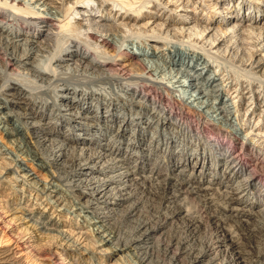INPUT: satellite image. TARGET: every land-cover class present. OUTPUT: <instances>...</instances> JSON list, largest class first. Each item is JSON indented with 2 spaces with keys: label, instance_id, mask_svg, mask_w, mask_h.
Returning <instances> with one entry per match:
<instances>
[{
  "label": "bare ground",
  "instance_id": "1",
  "mask_svg": "<svg viewBox=\"0 0 264 264\" xmlns=\"http://www.w3.org/2000/svg\"><path fill=\"white\" fill-rule=\"evenodd\" d=\"M0 21L11 25L0 27V130L13 146L0 148V264H264L263 242L252 243L258 234L244 229L242 242L231 227V217L244 224L256 212L230 190L239 185L203 183V172L214 175V153L233 146L221 132H237L232 123L246 130L255 114L254 126L264 120V0H0ZM40 50L47 54L35 59ZM98 80L128 96L76 88ZM45 85L51 100L32 99ZM56 103L66 116L53 120L45 110ZM178 124L206 141L212 135L214 153L190 145L171 157L142 134L147 127L157 138ZM251 130L242 137H264ZM252 144L241 145L260 148ZM144 151L152 161L138 156ZM238 156L228 154L224 167L255 168L256 158ZM162 167L178 170L161 177ZM147 183L159 203L150 216L141 209ZM209 188L224 206L210 195L212 216L200 218L190 204ZM20 190L32 196L18 198ZM178 221L185 232L169 235Z\"/></svg>",
  "mask_w": 264,
  "mask_h": 264
},
{
  "label": "rangeland",
  "instance_id": "2",
  "mask_svg": "<svg viewBox=\"0 0 264 264\" xmlns=\"http://www.w3.org/2000/svg\"><path fill=\"white\" fill-rule=\"evenodd\" d=\"M198 15H200V14H198ZM11 25H8V23L7 24H5L4 22L2 23L1 21H0V27L1 28H3V29H6V27H10ZM44 26V25H43ZM13 27V26H12ZM24 47H25V44H23L22 46H19V51H22L23 49H24ZM2 50V49H1ZM0 50V62H3V57H4V55H3V53H2V51ZM43 51V52H42ZM44 53V54H47V52L46 51H44V50H40V51H38V52H35V54H33V55H35V59H37V56H38V58H42L43 56H42V54H40V53ZM9 69H11V67H9V68H7V71H6V73H8V70ZM77 73H79V72H77ZM81 73V72H80ZM89 73V72H88ZM206 74V72L204 73V74H202L201 73V75L202 76H204ZM126 84V82L124 83V85ZM123 85V86H124ZM47 86V87H46ZM41 87V89H39ZM40 87H37V89H39V90H34L33 91V96L31 95V97H32V99H34L35 101H39V102H44V101H50L51 100V98H50V96L51 95H49V93H50V90H51V88H53V85H45V86H40ZM42 87H44V89L42 88ZM49 87H50V89H49ZM76 88H79V89H81V90H83L84 92H93V91H95V92H99V93H101V94H103L104 96H106V97H113L114 95H116V96H118V100L119 101H121V102H123L124 100H122L121 98H123V97H126V96H128V93H125V91H124V88L123 87H119V85H117V84H115L114 82H112V83H110V82H107V81H103V80H98V81H94V82H86V81H81V83H79V84H77V87ZM44 91H45V93H44ZM48 92V93H47ZM44 93V94H43ZM47 94V95H46ZM126 94V95H125ZM110 95V96H109ZM4 96H6V95H4ZM35 97V98H34ZM5 98V97H4ZM8 98H10V97H8ZM38 102V103H39ZM131 103H132V101H131ZM244 103V102H243ZM55 106V108L54 107H52L51 106V108L50 109H47V110H45L46 112H47V116H49V117H54L53 118V120H55L57 117H58V115H57V117L55 116L56 114H60L61 115V119L62 118H64V116L63 115H65L64 114V111L63 110H61L60 109V105H59V103H56V105H54ZM57 106V107H56ZM241 107H244V104L241 106ZM37 110H38V108H37ZM60 111V112H59ZM44 112V111H43ZM55 112V113H54ZM62 113V114H61ZM54 114V115H53ZM66 116V115H65ZM60 117V116H59ZM257 118V115L255 114L254 115V117L251 119V121L249 122V123H247L246 124V126H245V129L247 128L248 130H251V132H248L249 133V135L250 136H252V135H255V133L256 132H260L261 134H263L264 135V120H262V121H260L259 123H256V124H258V125H256V126H254V124H255V121H256V118ZM241 118H243V117H241ZM221 120L220 118H216V119H214L215 120V122L216 123H219L220 124V121L219 120ZM232 121H234V120H232ZM201 122V121H200ZM223 121H221V123H222ZM65 122H62L61 123V126H63V125H65L64 124ZM223 124V123H222ZM176 125V124H175ZM178 125H180V124H178ZM224 125V124H223ZM232 125H233V127L234 128H236L237 129V132H235L234 130H231L232 132H225V131H223V132H221V136L219 135V133L220 132H218V131H216V133H218L217 134V136L219 135V138H220V142L221 143H223L224 145H226V146H229L230 145V140H232V142H233V146L228 150V151H226V152H218V150H217V153H214L213 151H215V150H213V148L214 147H212V140H210L212 137V135L211 136H208L209 138H208V140L206 141L204 138H201L202 137V135H200V134H198L197 136H196V133H192L191 134V132H188V131H185V129H184V127L182 126V125H180L181 127H170V128H173L174 130H172L173 132H166V131H163V133L161 132L160 133V135L156 138V136L158 135L157 133L156 134H154V135H152L151 133H152V131H150V130H148L149 128H147V127H145L144 129H142V134H143V137H145V138H149L150 136H152L151 137V140H159V144L160 143H163V144H161V145H159V147H160V151H163L164 149L166 150V153H167V155L168 156H171V157H173L172 155H175L176 157H183V156H186L188 153H190V149H191V146L190 145H193L194 147H195V145H197V147L199 146H201V145H204L209 151H210V153H214L215 155H217V157L218 158H216V162H218L217 164H216V166L213 168L214 169V175H208L207 173H204L203 172V174H205L206 175V178L208 179V177L210 176V178L207 180V179H203V183H206V182H208L209 181V183H211V185L212 186H218L219 184H218V182H219V180L221 179L222 181V184H224V186L225 185H231V187H233V186H235V187H237L238 185V187H237V189L236 190H233V189H230L232 192L234 191H236V194L234 195L235 197H236V199H237V201L238 202H240V203H242L243 205H245L246 204V206L249 208V209H251V210H253L254 212H255V214H254V217L253 218H251L250 219V221H248V223H244V224H240V222L238 221V222H236L234 219H235V217L233 218V217H231L230 218V222H231V224H234L233 226L231 225V227H233L234 228V233H235V235H236V233L238 234V236L240 237H244V238H242V240L240 239V241H242V242H246L247 243V241H248V239L246 238V232L244 231V229H246V230H248L249 228H250V230L251 229H253V234H254V232L256 233V234H258L256 237H255V239L253 240V244H262V242H263V244H264V166H262V164L263 163H261L260 164V159H261V157L263 158L264 157V137H262V135H261V137H255V136H253L254 138V142L253 141H251L250 142V139H249V137L248 138H245L244 139V137H242V134H244V133H246L248 130L246 129V130H244V128H238L237 127V125L236 124H233L232 123ZM110 126V125H109ZM216 126V125H215ZM218 126V125H217ZM259 126V127H258ZM59 127H60V125H59ZM226 127V126H225ZM256 128V129H255ZM65 129H67V127L65 126V127H63V130H65ZM255 129V130H254ZM176 130V131H175ZM94 131H96V130H93V132H91V133H95L96 135H99L98 133H97V131L96 132H94ZM150 131V132H149ZM73 133L74 132H77V133H79V132H83L82 130H80V129H78V127L77 126H75L74 128H73V131H72ZM166 132V133H165ZM254 132V133H253ZM258 132V133H259ZM251 133H253V134H251ZM171 134V135H170ZM225 134V135H224ZM234 135V136H233ZM87 136H90V134H88ZM260 136V135H259ZM101 137V136H100ZM106 137V136H105ZM9 138V135H6V134H4L3 132H1V130H0V148L1 149H5V150H7V151H9V152H11V151H13V146L11 145V143H9V142H7V139ZM134 138H136V136H134ZM261 138V139H260ZM99 139V138H98ZM161 139V140H160ZM244 139V140H243ZM255 139H258L257 141H258V143H255ZM100 140V139H99ZM191 140V141H190ZM263 141V142H262ZM165 142H167L166 144H164ZM202 143V144H201ZM248 143H253L252 144V148H254L256 145L257 146H260V148H254V149H252V150H249V149H247V148H245L244 146H245V144H248ZM241 144H243V145H241ZM261 144V145H260ZM171 145H173L175 148H177L178 149V152L177 153H172L171 154V150H172V147L170 148V146ZM263 145V146H262ZM254 146V147H253ZM189 147V148H188ZM240 147H241V150H240ZM215 149H217V148H215ZM176 150V149H175ZM205 150V149H204ZM159 151V152H160ZM208 151V152H209ZM239 152V158L241 159V160H251L250 158H249V156L250 157H252V158H256L257 159V164H256V166H255V168L253 169L252 168V165H251V167L249 166V167H245V168H233L232 170H231V168H229V169H226V167H224V162H225V159H226V157H227V155L228 154H231V153H233V152ZM241 151V152H240ZM154 152V151H153ZM154 153H156V152H154ZM144 154H146V155H148L149 157V159L152 161L153 159H151L152 157L154 158L155 156H153L152 155V153L150 152V153H146V151H144V152H140V153H138V156H141L142 158H144V160H146V158L144 157L145 155ZM178 155V156H177ZM141 157H139V158H141ZM141 158V159H142ZM253 160V159H252ZM259 160V161H258ZM259 162V163H258ZM261 165V166H260ZM210 166V165H209ZM211 166H213L212 164H211ZM165 167V166H164ZM189 168L190 167H188L187 166V168H186V170H187V173H188V170H189ZM225 168V170H223ZM178 170V168H172V170H171V168H163L162 167V170H161V177H168L169 176V174H170V171H171V177H174V175H176L175 173L177 172V170ZM254 170V171H253ZM228 171V172H227ZM249 171L250 172H255V173H258L259 174V176H258V180H256V181H259V184H257V185H254V184H252L253 182H256V181H250L249 180V178L247 177L250 173H249ZM163 172V173H162ZM224 172V173H223ZM261 172V173H260ZM42 173H43V170L41 171V173L40 172H38V174H41L42 175ZM173 173V174H172ZM227 173V174H226ZM232 174V175H231ZM241 175V176H240ZM246 175V176H245ZM225 176L228 178L227 180L225 179ZM244 176L246 177V178H244ZM40 177H42L43 178V176H39V178ZM245 179V180H243V178ZM242 178V179H241ZM247 178H248V180H247ZM241 179V180H240ZM224 180V181H223ZM239 180H240V184H239ZM242 181V182H241ZM220 182V183H221ZM19 184H20V182H18V181H15L14 182V185L15 186H19ZM63 184V183H62ZM62 184H58L57 185V188H58V192H60V194L62 193H64L63 195L64 196H66V197H68V194H66V193H69L67 190H66V192H65V186H64V184L62 185ZM150 185V183L148 184H143V186L144 187H146V189H144V192H143V200H145V201H143V203H142V205H141V209H142V211H143V213H142V215H145V216H150L151 214L153 215L154 214V208H156L157 206H159V203L157 202V199L158 198H154L155 196H153V195H151L150 193H149V190H148V186ZM59 186V187H58ZM152 186H154V185H152ZM170 186V185H169ZM221 186V185H220ZM171 187V186H170ZM17 188V187H16ZM29 188H32V187H30L29 186ZM225 187H222V189H224ZM226 188H228V187H226ZM19 192V193H18ZM17 193H18V198H20L21 196L22 197H24V195L25 194H28V195H30V196H32V194H30L29 193V191L28 190H26L25 191V194L23 195L22 193H21V190L20 191H18ZM211 192V193H210ZM213 190H211L210 188H209V190L207 191V193H205L204 194V196H203V194L201 195L202 197H200V198H204L203 200L202 199H193V201H192V204H190V207L193 209L194 208V211H195V213L196 214H198L199 216H200V218H201V214L203 215V217L204 218H206V217H211L212 215H210L209 216V214H211V212L213 211L212 209H213V206H212V204H210V203H212V200H208L209 198H207L208 196H212V198L214 197L213 195H215L214 193L215 192H213ZM33 193V192H32ZM233 194V193H232ZM207 195V196H206ZM223 195V194H222ZM233 196V197H234ZM21 197V198H22ZM27 197H29V196H27ZM147 197V198H146ZM150 197H152V198H150ZM145 198V199H144ZM149 198V199H148ZM214 200V202L215 203H222V205L221 206H224V204H223V202L225 201L224 200V198H223V196H217V198L216 197H214L213 198ZM152 200V201H151ZM205 200V201H204ZM220 200H222V201H220ZM241 200V201H240ZM218 201H220V202H218ZM153 202V203H152ZM185 202V201H184ZM183 202V203H184ZM210 202V203H209ZM205 203V204H204ZM207 203V204H206ZM209 203V204H208ZM245 203V204H244ZM153 204V205H152ZM185 204V203H184ZM209 205H210V207H209ZM116 206H118L119 208H120V206L118 205V204H116ZM154 206H156V207H154ZM201 207H203V209H201ZM209 207V208H208ZM219 207V206H218ZM198 208H200L199 210H198ZM220 208V207H219ZM261 208V209H260ZM156 209H158V207L156 208ZM209 209V210H208ZM206 210V211H205ZM258 210V211H257ZM260 210V211H259ZM199 211H202V213L201 212H199ZM210 211V212H209ZM205 212H207V213H209L208 215H207V213H205ZM261 214H260V213ZM145 213V214H144ZM205 214V216H204V214ZM213 213V212H212ZM216 214V213H215ZM207 215V216H206ZM219 219L221 220L222 219V221L224 220V221H226V217L224 216V213H222V211H221V214H219ZM61 218H63V217H61ZM74 218V217H73ZM80 217H77V219H79ZM133 218V217H132ZM224 218V219H223ZM228 218V217H227ZM55 219V218H54ZM137 219V218H136ZM232 219H233V221H232ZM202 220V219H201ZM207 222L206 223H208V224H210L209 223V221L208 220H210V218L208 219H205ZM181 222V221H180ZM179 221H178V223L177 224H174V226L171 228L172 230H170L169 229V231H171V234H169V235H174V234H176V235H178L179 233H183V232H185L184 230H183V228H185L184 227V225L186 226L187 224L185 223V222H182V223H180ZM202 223H204L203 222V220L201 221ZM236 222V223H235ZM180 223V224H179ZM185 223V224H184ZM179 224V225H178ZM230 224V223H229ZM248 226H247V225ZM176 225H178V226H176ZM244 225V226H243ZM128 226V227H127ZM239 226H241V227H239ZM253 227V228H252ZM262 227V228H261ZM120 229H119V231H120V234L121 235H127L126 233H129L130 232V228H131V225L129 226V224H127L126 226L125 225H121L120 227H119ZM181 228H182V230H183V232H182V230H181ZM201 228H203V229H201V231H203V230H205V232L203 231V232H201V234H204V233H207V234H205L206 236H208L209 234H210V229H209V225L206 227H204L203 225H202V227ZM232 228V229H233ZM180 229V230H179ZM243 229V231L245 232H243V231H241V230ZM258 229V230H257ZM127 230V231H126ZM208 230H209V232H208ZM179 231V232H178ZM237 231V232H236ZM174 232V233H173ZM176 232V233H175ZM259 232V233H258ZM170 233V232H169ZM240 234V235H239ZM260 234V235H259ZM168 235V236H169ZM245 235V236H244ZM263 237V238H262ZM246 238V239H245ZM261 238V239H260ZM260 239V240H259ZM257 240V241H256ZM165 241H163V243H164ZM250 244V243H249ZM162 249V244L159 246V250H158V253L157 254H159V255H163L162 253H161V249ZM160 251V252H159ZM154 254H155V252H154ZM112 258L114 259V255H112L111 257H110V261L112 262ZM109 261V262H110Z\"/></svg>",
  "mask_w": 264,
  "mask_h": 264
}]
</instances>
